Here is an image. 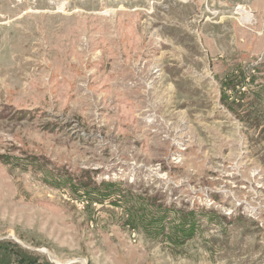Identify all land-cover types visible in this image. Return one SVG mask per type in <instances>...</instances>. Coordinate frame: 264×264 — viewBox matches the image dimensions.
Returning a JSON list of instances; mask_svg holds the SVG:
<instances>
[{
    "label": "rangeland",
    "instance_id": "rangeland-1",
    "mask_svg": "<svg viewBox=\"0 0 264 264\" xmlns=\"http://www.w3.org/2000/svg\"><path fill=\"white\" fill-rule=\"evenodd\" d=\"M105 183L195 210L192 236L90 206ZM9 243L38 264H264V0H0Z\"/></svg>",
    "mask_w": 264,
    "mask_h": 264
},
{
    "label": "trees",
    "instance_id": "trees-1",
    "mask_svg": "<svg viewBox=\"0 0 264 264\" xmlns=\"http://www.w3.org/2000/svg\"><path fill=\"white\" fill-rule=\"evenodd\" d=\"M82 191L83 197L88 199L92 206L94 203L103 205L110 200L112 205L122 207L126 213V223L132 228L141 227L146 232H153L158 236L164 232L166 224L170 223L171 216L179 220V225L171 228L169 240L179 242L189 239L192 236L191 227L195 219H198L196 211H184L182 209H170L157 203L155 197L137 196L134 197L132 191H125L122 185L116 183H105L103 186L89 187L86 185ZM115 197L116 199H112ZM135 198V199H133ZM113 200V201H112ZM0 254L9 258H16L19 264H38L36 260L25 256L17 250V246L12 243L0 245Z\"/></svg>",
    "mask_w": 264,
    "mask_h": 264
}]
</instances>
